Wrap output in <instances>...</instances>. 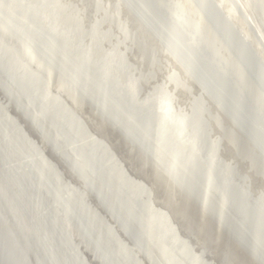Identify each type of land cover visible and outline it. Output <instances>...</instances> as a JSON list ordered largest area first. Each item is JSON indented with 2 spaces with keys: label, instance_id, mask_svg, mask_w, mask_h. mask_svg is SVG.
Returning <instances> with one entry per match:
<instances>
[{
  "label": "water",
  "instance_id": "1",
  "mask_svg": "<svg viewBox=\"0 0 264 264\" xmlns=\"http://www.w3.org/2000/svg\"><path fill=\"white\" fill-rule=\"evenodd\" d=\"M191 1L200 26L180 21L169 0H0V220L11 222L0 221V264H88L82 250L96 264H213L208 247L198 251L153 208L110 133L142 162H160L217 227L218 264H264V59L213 0ZM163 53L196 88L179 133L159 119ZM53 79L75 105L52 93ZM83 104L108 137L89 131ZM15 107L78 187L10 116ZM225 141L232 161L219 154Z\"/></svg>",
  "mask_w": 264,
  "mask_h": 264
},
{
  "label": "rangeland",
  "instance_id": "2",
  "mask_svg": "<svg viewBox=\"0 0 264 264\" xmlns=\"http://www.w3.org/2000/svg\"><path fill=\"white\" fill-rule=\"evenodd\" d=\"M61 1L62 3L72 4L76 7L78 6L79 8L82 7L78 0ZM105 1H109L110 4L114 3V0ZM169 1L173 4L174 14L180 21H194L199 26L202 25V19L191 0ZM213 1L218 5L233 25L254 44L264 59V0ZM124 18L125 15H123L122 21H124ZM135 52L136 49L133 53L130 52L127 55L129 62L132 64L136 63V61H139L140 59V55ZM155 82L156 83L153 85L156 84L162 86V93L159 95L160 97L157 103L161 126L163 129L168 128L174 131V133L175 130L178 129L177 131L179 133L181 132L182 125L184 123V115L188 112L187 110L190 103L196 95V88L188 79L186 74L167 53L160 54V61L158 64V70L156 71ZM143 87L144 92L150 90V87L146 86V84L145 86L143 85ZM50 90L54 94L62 95V97H64L71 105H75L74 98L66 94V92L59 87L56 79L52 80ZM78 109L80 116L92 134L96 136H98V134H103L108 137L106 132H104L108 129V127H103L101 121L86 104L80 105ZM10 116L17 121L16 123L19 126H22L24 132L30 139L37 141L41 151L48 156V159H50V161L56 165L58 170L62 172L64 180L75 185V187H78V179L72 177L66 167L60 162L58 157L54 155L50 147L40 139L34 128L26 122L24 116L16 107L10 108ZM223 120H225L224 117ZM214 131L217 135L219 130L215 129ZM109 137V141L119 148L114 152L120 159V162L128 175L136 180L142 181L149 189L153 208L166 213L172 219L174 225L177 226L181 237L184 239H190L193 246H195L198 251H202L204 247H208L209 249L207 253L209 254H207L206 259L213 264H218L220 259L217 255L221 249L223 250L225 242L221 239L216 229L217 227L211 221L202 216L200 211L194 210V205L183 197L176 186V183L171 180L164 168L161 166L160 162H142L138 158V155L130 149L128 150V148H124V142L121 138L111 133ZM219 149V154L226 161L234 160V152L231 150L228 141H225L222 149ZM245 171H249L248 167L245 168ZM249 177L252 190L254 192L263 191V185L259 182L258 176H256L254 172H251ZM0 205L2 206L1 202ZM2 210H6L4 206H2ZM193 215L196 217L194 218ZM184 220L188 226L190 223V228L185 225ZM14 227H16V229L22 228L26 232L28 231V228L25 225H22V222H16ZM189 231L190 234L188 233ZM82 253L84 254L88 264H96L92 261V258L88 253H86V251L83 252L82 250ZM228 253L230 257L233 256L234 260L239 259L241 256V254L232 247H229ZM241 261L242 260L240 259V262ZM144 263L152 264L148 259H145ZM233 264L237 263L233 262Z\"/></svg>",
  "mask_w": 264,
  "mask_h": 264
},
{
  "label": "bare ground",
  "instance_id": "3",
  "mask_svg": "<svg viewBox=\"0 0 264 264\" xmlns=\"http://www.w3.org/2000/svg\"><path fill=\"white\" fill-rule=\"evenodd\" d=\"M187 15V14H186ZM5 137H6V133H5V135H4V142H5ZM1 222H3V223H8L9 225H8V227L11 225V222L8 220V219H5V220H1ZM17 231L18 232H26V231H24L22 228H17ZM27 233V232H26ZM9 260V259H8Z\"/></svg>",
  "mask_w": 264,
  "mask_h": 264
}]
</instances>
